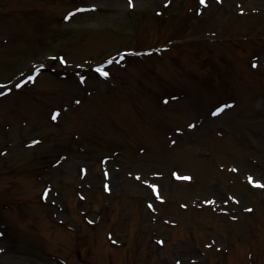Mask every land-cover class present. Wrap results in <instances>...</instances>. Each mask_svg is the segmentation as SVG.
<instances>
[{"label": "rangeland", "instance_id": "rangeland-1", "mask_svg": "<svg viewBox=\"0 0 264 264\" xmlns=\"http://www.w3.org/2000/svg\"><path fill=\"white\" fill-rule=\"evenodd\" d=\"M0 84V264H264V0H0Z\"/></svg>", "mask_w": 264, "mask_h": 264}, {"label": "snow or ice", "instance_id": "snow-or-ice-1", "mask_svg": "<svg viewBox=\"0 0 264 264\" xmlns=\"http://www.w3.org/2000/svg\"><path fill=\"white\" fill-rule=\"evenodd\" d=\"M170 2H171V0H167V3H170ZM201 2L207 4V0H201ZM93 7H95V5H93ZM254 66H257V65H254ZM100 71H101V72L103 73V75H105V76L109 75V73L106 72V71H104L103 69H100ZM29 79H30V80H33V79H35V77H29ZM20 86H21V85H19V84L16 85V87H20ZM5 87H7V86H6V85H3V84H0V88H5ZM9 91H11V89H9ZM4 94H5V93L0 92V95H4ZM225 107H227V105H226ZM220 111H223V108H219V109H217V112H220ZM58 115H59V112L57 111V113L53 116V119L57 118ZM193 126H194V125H193ZM34 143H35V141H34ZM248 179H249V180H253V178H252L251 176H249ZM253 183H254L256 186L264 187V183H262V182L259 181V180H253ZM153 187L155 188L156 186L153 185ZM233 199H235V197H233ZM213 202H214V201H213ZM249 210H251V209H249ZM161 243H163V241H161Z\"/></svg>", "mask_w": 264, "mask_h": 264}]
</instances>
